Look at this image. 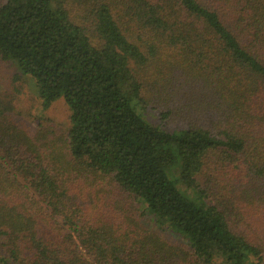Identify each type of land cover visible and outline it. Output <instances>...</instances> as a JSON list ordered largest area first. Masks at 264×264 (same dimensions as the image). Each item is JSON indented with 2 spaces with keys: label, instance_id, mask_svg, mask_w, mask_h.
I'll list each match as a JSON object with an SVG mask.
<instances>
[{
  "label": "trees",
  "instance_id": "trees-1",
  "mask_svg": "<svg viewBox=\"0 0 264 264\" xmlns=\"http://www.w3.org/2000/svg\"><path fill=\"white\" fill-rule=\"evenodd\" d=\"M0 60L70 111L0 94L3 264H264V0H0Z\"/></svg>",
  "mask_w": 264,
  "mask_h": 264
},
{
  "label": "rangeland",
  "instance_id": "rangeland-1",
  "mask_svg": "<svg viewBox=\"0 0 264 264\" xmlns=\"http://www.w3.org/2000/svg\"><path fill=\"white\" fill-rule=\"evenodd\" d=\"M17 70L9 63L3 62L0 60V94L13 93L17 86H22V95L18 106L19 109V118L20 119H30L33 121H38L40 116L44 115L47 120L51 122V124L58 129H66L70 126L69 117L70 111L68 106L63 100H59L54 103L49 110L42 114L40 111L41 104L40 101L34 96L28 88H26V84L22 80L16 81ZM24 83V84H23ZM147 113L154 114L157 117V121L155 118L150 119V115L147 119L156 126L162 125L159 117L156 113L149 111ZM174 126H169L168 129H173ZM142 211V209H140ZM143 224L149 228L156 231H159L164 237L169 240H173L177 242L178 240L173 237L170 232H165L164 230H160L157 225L152 221L151 218L146 217L142 219ZM3 254L0 252V264L1 258H3Z\"/></svg>",
  "mask_w": 264,
  "mask_h": 264
}]
</instances>
